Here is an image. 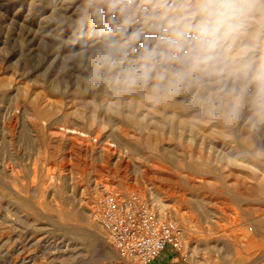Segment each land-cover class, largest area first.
<instances>
[{"label":"rangeland","instance_id":"1","mask_svg":"<svg viewBox=\"0 0 264 264\" xmlns=\"http://www.w3.org/2000/svg\"><path fill=\"white\" fill-rule=\"evenodd\" d=\"M94 6L0 0V264H132L91 215L104 188L171 206L185 247L153 264H264V107L233 81L115 85Z\"/></svg>","mask_w":264,"mask_h":264},{"label":"clouds","instance_id":"2","mask_svg":"<svg viewBox=\"0 0 264 264\" xmlns=\"http://www.w3.org/2000/svg\"><path fill=\"white\" fill-rule=\"evenodd\" d=\"M93 15L107 16L94 57L115 85L174 95L233 81L264 107V0H95Z\"/></svg>","mask_w":264,"mask_h":264},{"label":"built area","instance_id":"3","mask_svg":"<svg viewBox=\"0 0 264 264\" xmlns=\"http://www.w3.org/2000/svg\"><path fill=\"white\" fill-rule=\"evenodd\" d=\"M91 215L116 251L132 264H150L169 249L185 247L184 228L162 217L137 191L123 194L104 188L92 204Z\"/></svg>","mask_w":264,"mask_h":264},{"label":"bare ground","instance_id":"4","mask_svg":"<svg viewBox=\"0 0 264 264\" xmlns=\"http://www.w3.org/2000/svg\"><path fill=\"white\" fill-rule=\"evenodd\" d=\"M112 104V102H110L109 101V103H107V105L108 106H110L111 104ZM49 104V103H48ZM41 105V104H40ZM8 107V106H7ZM39 107V106H38ZM104 109H105V107H104ZM6 111V110H5ZM3 115H4V113H3ZM11 115V114H10ZM135 115V114H134ZM12 116V115H11ZM4 117V116H3ZM135 117V116H134ZM12 118V117H11ZM6 119H8V118H5L4 119V121L6 120ZM15 119V118H14ZM179 119V118H178ZM3 121V122H4ZM10 121V120H9ZM15 121V120H14ZM135 121V120H134ZM3 122H2V124H3ZM136 122V121H135ZM11 123V122H10ZM17 123V122H16ZM14 125V124H13ZM17 125V124H16ZM15 127V126H14ZM138 127V126H137ZM146 127V126H145ZM10 129V128H9ZM69 129V128H68ZM13 130V129H12ZM70 130H72L73 132H78V130L76 129V128H74V127H72V129H70ZM8 131V130H7ZM213 131V130H212ZM11 132V131H10ZM146 132V131H145ZM9 133V132H8ZM125 134V133H124ZM5 136V135H4ZM2 138V137H1ZM0 138V139H1ZM158 138V137H157ZM2 140V139H1ZM151 140V139H150ZM148 141L147 143L149 144V146H151L152 147V149L154 148V140L153 141ZM3 141V140H2ZM11 141H12V139H11ZM5 142V141H4ZM8 142H9V140H8ZM157 142V141H156ZM109 143H111V142H109ZM157 144V143H156ZM2 145V144H1ZM120 144L119 143H116V146H118V147H121V146H119ZM4 146V145H3ZM10 146V145H9ZM159 146V145H158ZM1 147V146H0ZM156 147H157V145H156ZM134 148V147H133ZM7 149V148H6ZM106 149H107V147H106ZM122 149V148H121ZM168 149H169V147H168ZM111 150V149H110ZM159 150L162 152V154L164 155V156H166V157H168V158H170L172 161H178L179 159H178V157L176 156L177 154H174L172 151H170V152H168L167 151V153H166V150H167V148L164 146L163 148L162 147H159ZM3 152H5V151H3ZM159 152V151H158ZM161 154V155H162ZM2 156H4V155H2ZM7 157V156H6ZM106 158V157H105ZM199 158V157H198ZM3 159H4V157H3ZM116 162V161H115ZM207 163V162H206ZM204 166H205V164H204ZM204 166L202 165V164H199V163H194V164H192L191 165V168L193 169V170H195V171H197V172H205V173H207V172H209V171H207V168H204ZM258 166V165H257ZM190 167V166H189ZM256 167V166H255ZM259 167V166H258ZM257 169V168H256ZM155 197V196H154ZM156 203H157V208H158V210H159V212H160V215L162 216V215H164V214H166V211H170V205H168L167 203H165V202H163V201H161L159 198H156ZM202 207V206H201ZM206 207V206H205ZM206 208H204V211H205V213H206V210H205ZM82 212V211H81ZM209 212V211H208ZM78 214H80V216L83 218V216L81 215V213H78ZM83 214V213H82ZM209 214V213H208ZM76 217H77V215H76ZM163 217V216H162ZM208 219V218H207ZM206 224V223H205ZM204 224V225H205ZM95 226V225H94ZM87 229V231H88V233L87 234H89L90 236H93L94 238H96V235L97 234H95V232L96 231H94V230H92L91 228H86ZM105 230V229H104ZM98 239V238H97ZM193 250V249H192ZM155 261H153V262H151L150 264H153Z\"/></svg>","mask_w":264,"mask_h":264}]
</instances>
